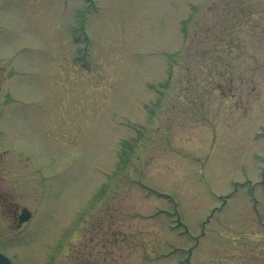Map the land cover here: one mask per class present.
<instances>
[{"label": "rangeland", "instance_id": "obj_1", "mask_svg": "<svg viewBox=\"0 0 264 264\" xmlns=\"http://www.w3.org/2000/svg\"><path fill=\"white\" fill-rule=\"evenodd\" d=\"M3 195L14 264H264V0H0Z\"/></svg>", "mask_w": 264, "mask_h": 264}, {"label": "water", "instance_id": "obj_2", "mask_svg": "<svg viewBox=\"0 0 264 264\" xmlns=\"http://www.w3.org/2000/svg\"><path fill=\"white\" fill-rule=\"evenodd\" d=\"M22 213L23 214L20 216V220L27 219L29 216L27 210H23ZM0 264H11L10 261L2 253H0Z\"/></svg>", "mask_w": 264, "mask_h": 264}, {"label": "flooded vegetation", "instance_id": "obj_3", "mask_svg": "<svg viewBox=\"0 0 264 264\" xmlns=\"http://www.w3.org/2000/svg\"><path fill=\"white\" fill-rule=\"evenodd\" d=\"M10 200L8 199V197H6V196H0V202L1 203H5V204H9L10 202H9Z\"/></svg>", "mask_w": 264, "mask_h": 264}]
</instances>
